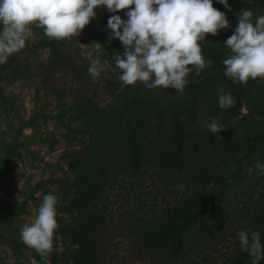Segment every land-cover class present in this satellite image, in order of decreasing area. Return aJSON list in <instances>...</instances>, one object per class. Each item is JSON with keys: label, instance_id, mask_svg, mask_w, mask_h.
I'll return each mask as SVG.
<instances>
[{"label": "rangeland", "instance_id": "1", "mask_svg": "<svg viewBox=\"0 0 264 264\" xmlns=\"http://www.w3.org/2000/svg\"><path fill=\"white\" fill-rule=\"evenodd\" d=\"M213 2L215 8L227 14L231 27L216 36L207 34L206 39L227 58L229 50L224 41L237 26L239 5L228 3L229 10L218 0ZM96 12L97 18L78 37L62 41L49 39L42 29L34 27L26 48L5 63L10 76L19 78L0 91V168L6 160L11 168L0 186V264H55L57 255L70 245L63 237V231L73 223L71 210L79 200L85 201L86 190L70 170L68 154L89 145L90 135L81 124V112L73 97L59 98L46 85L31 79L37 69L35 63L68 57L81 70L86 81L97 83L103 89L102 93L111 89L117 94L127 88L153 91L140 82L125 86L118 80L120 70L114 59H109V48L122 42L106 36L107 22L111 15L127 18L119 12H109L106 7L98 8ZM40 42L48 44L43 46ZM93 60L102 65L95 78L88 73ZM209 70L210 73L215 71L214 68ZM202 76L203 73L199 77ZM221 83L233 95L235 105L227 110L220 108L215 92L212 101L195 102L191 117H182L183 128L186 137L194 139L198 147L193 156L195 163L201 160L200 165L205 170L219 166L218 171H221L222 160L228 154L221 144L226 143L234 161L229 158L231 169L217 176L230 177L238 164L247 170V175L241 181L240 189L229 191L223 198L230 215L220 210L217 215L222 224L212 235L198 242L189 241V247L198 244L199 249L189 252L187 261L179 260L176 264H233L240 249L238 232L252 229L254 216L261 209L257 199L264 192V175L253 171L259 151L252 150V142L264 137V96L256 91L239 92L227 78H221ZM188 85L182 93L172 88H157L155 91L164 94V100L171 101L185 97ZM213 118L224 128L222 132L209 131L207 125ZM11 150L14 155L9 156ZM141 170L140 173L120 174L97 199L98 208L119 230L127 228V231L136 227L140 220L161 216L170 206L192 195L191 184H173L169 174L161 171L155 163L143 164ZM211 185L217 188L213 182ZM50 193L58 197L59 227L55 233L54 250L41 256L22 243L20 229L25 223L32 222L43 196Z\"/></svg>", "mask_w": 264, "mask_h": 264}, {"label": "trees", "instance_id": "2", "mask_svg": "<svg viewBox=\"0 0 264 264\" xmlns=\"http://www.w3.org/2000/svg\"><path fill=\"white\" fill-rule=\"evenodd\" d=\"M228 3L239 5V12L250 8L254 14H264V0H228ZM126 12L127 9L119 13L127 18ZM107 35L111 36L109 29ZM47 44L40 42L43 46ZM123 51L122 43L111 46L109 59ZM203 53L213 60L215 71L210 73L209 68L205 69L201 78L191 74L185 97L171 101L164 100L165 95L155 91L158 89L142 92L127 88L117 94L108 89L102 93L103 89L97 83L86 81L68 57L35 63L37 69L31 79L46 85L59 98L73 97L81 112V124L90 135L89 145L68 154L69 168L86 193L85 201L79 200L71 210L73 223L63 231L70 245L57 255L55 264H176L179 260L187 261L189 252L199 249L198 244L189 247V241L198 242L212 235L222 224L217 215L220 210L230 215L223 198L229 191L242 187L240 184L247 170L238 164L230 177L217 176L231 169L228 159L232 153L226 143L221 144L228 153L222 160L221 171H218L219 166L205 170L200 165L201 160L195 163L193 156L198 147L194 139L186 137L182 124V117H191L195 102L212 101L214 93L222 86L221 78H227L221 63L226 56L209 43L204 46ZM11 76L8 67L0 65V91L19 78ZM229 81L239 92L256 91L264 96V80H250L247 85ZM252 150L259 151L257 163L264 164V137L252 142ZM12 155L13 150L9 156ZM7 163L8 160L0 168V186L11 171ZM154 163L169 174L173 184H191L192 195L170 206L161 216L140 220L129 231L127 228L119 230L98 208L97 199L120 174L140 173L143 164ZM253 171L259 172L256 165ZM257 204L261 209L254 216L252 229L261 233L264 243V192ZM249 260L248 254L240 248L233 264H249ZM260 264H264V260Z\"/></svg>", "mask_w": 264, "mask_h": 264}, {"label": "clouds", "instance_id": "3", "mask_svg": "<svg viewBox=\"0 0 264 264\" xmlns=\"http://www.w3.org/2000/svg\"><path fill=\"white\" fill-rule=\"evenodd\" d=\"M218 2L231 10L228 0ZM104 7L111 13L127 9V19L111 15L107 22L111 38L124 47L113 59L120 70L118 80L125 86L140 82L147 89L172 88L182 93L191 74L199 77L213 66L203 53L207 34L216 36L231 27L227 14L215 8L213 0H0V65L26 48L34 27L57 41L78 37L97 18L96 9ZM237 17L233 34L224 41L229 54L221 63L229 80L247 85L250 80H264V14L245 8ZM101 70L98 60L91 61L89 75L95 78ZM217 95L220 108L235 105L223 86ZM207 127L212 133L224 130L215 118ZM256 168L264 175V164L257 163ZM58 203L56 195H44L35 218L20 229L22 243L41 256L55 248ZM237 235L249 264H260L264 260L261 233L248 229Z\"/></svg>", "mask_w": 264, "mask_h": 264}]
</instances>
